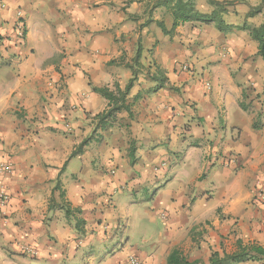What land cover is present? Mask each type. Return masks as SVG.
Returning a JSON list of instances; mask_svg holds the SVG:
<instances>
[{
  "label": "crops",
  "instance_id": "0c3cea01",
  "mask_svg": "<svg viewBox=\"0 0 264 264\" xmlns=\"http://www.w3.org/2000/svg\"><path fill=\"white\" fill-rule=\"evenodd\" d=\"M259 3L230 6L231 31L192 21L168 35L158 22L171 29L173 17L154 0H0V163H13L0 174L12 195L0 264H129V254L167 264L175 247L209 264L214 252L264 247V59L242 28L264 23L261 12L246 20ZM19 10L22 49L5 41ZM139 47L133 115L97 128L108 101L93 88H125ZM158 69L172 85L151 88ZM153 189L167 231L150 251L139 247L148 227L136 244L134 225L152 214L136 209L138 192Z\"/></svg>",
  "mask_w": 264,
  "mask_h": 264
},
{
  "label": "trees",
  "instance_id": "16d2710c",
  "mask_svg": "<svg viewBox=\"0 0 264 264\" xmlns=\"http://www.w3.org/2000/svg\"><path fill=\"white\" fill-rule=\"evenodd\" d=\"M154 2V6H164L171 13L174 20L172 28L167 29L163 21H159L158 26L165 34L172 35L179 25L192 21L215 23L216 27L220 31H231L234 25L228 23L223 16L228 13L230 6L236 5L239 1L208 0V3L212 7V10L209 12H204L198 9L196 0H154ZM250 9V13L247 15L248 17L262 11V7L260 5L252 6ZM242 28L249 30L252 38L258 42V55L264 59V23L260 26L244 24ZM141 58L142 50L139 47L133 59L134 63L132 65H128V67L132 69L133 75L126 84L125 88H121L119 83L115 84V89H111L109 87L93 88L95 92L108 101L107 108L103 112L96 115V118L98 119L97 128H102L103 130L107 129L109 124L115 120L117 114L122 110L128 111L130 116L133 115L131 103L128 102V96L134 85H136L139 80L138 77L140 75V70L138 68L142 66V62L140 61ZM152 78L156 83H158L159 80L162 82L166 76L161 69H158ZM160 87L162 86L160 85ZM135 98H137V96H135ZM88 141L89 139L84 140L79 147H84ZM134 153L135 149H132L130 157L134 158ZM61 195L64 197L63 192ZM67 214H69V209H67ZM261 258H264V247L257 244L239 245L238 250L233 253H224V255L221 256L218 252H214L209 264H221L228 260L241 262L246 260H258ZM167 264L195 263L191 262L179 247H175L167 257Z\"/></svg>",
  "mask_w": 264,
  "mask_h": 264
},
{
  "label": "rangeland",
  "instance_id": "374dc122",
  "mask_svg": "<svg viewBox=\"0 0 264 264\" xmlns=\"http://www.w3.org/2000/svg\"><path fill=\"white\" fill-rule=\"evenodd\" d=\"M206 1H208V0H206ZM237 1H241V0H237ZM196 3H197V8L200 9L201 11H204V12H209L210 11V10H208L206 8L207 7V4H206L207 2H204V0H201V1L196 0ZM258 5H260L262 7L261 13H263V17H264V0H260V3ZM250 10L246 13V20H247V18H251V17H255V16L258 17L259 16L258 15L259 13H257V14L252 15L251 17H248L247 15L250 13ZM244 24H247V23H244ZM186 62H188V61H186ZM186 62H179V63L181 65L182 64H186L189 67H191L189 65V62H188V64ZM149 78L152 79V82H153L152 85H156L154 87H151L152 89L160 87V85H172L171 83L168 82V79H166V78H164V80H162V82L159 80L158 83H156L155 80L153 81L152 76H150ZM138 79H140V75H139ZM130 158H131L130 161L134 162V158H132V157H130ZM127 190L128 189L124 190L125 191V195L126 194L128 195V193H130V190H128V191ZM154 192H155V189H153L150 193H146L145 191H139L138 192L139 194H138L137 197L139 198V202L136 204V209L139 208V209H141V211H144V212H152V214L149 217L147 222H139V220H137L138 224L134 225V229H135L134 232H135L136 237H138L136 244L141 243V238L143 237V234H141V232H142V230H145L146 227H148V231L145 230L146 234H147L146 239L148 240V242H146L144 245L139 246V247H140V249L144 248V250H150V251L153 248L152 243L154 241H158V240H160V238L164 237L165 236V231H167L166 220L161 215L162 212H165V211H163L164 209H158V210H155V211L151 209V207L153 208L154 206H153V203L151 202L150 198L152 197V194ZM134 198L135 197H133V199ZM143 224L145 226H142ZM132 228H133V225H132ZM196 237H199V235H196ZM102 246L103 247H101V249L99 250V253H102L103 250L107 249V246H105L104 244H102ZM110 250L111 249H109L108 252H110ZM132 256H136L138 258L140 257L137 254H129L127 257L130 258Z\"/></svg>",
  "mask_w": 264,
  "mask_h": 264
},
{
  "label": "built area",
  "instance_id": "2783aa9c",
  "mask_svg": "<svg viewBox=\"0 0 264 264\" xmlns=\"http://www.w3.org/2000/svg\"><path fill=\"white\" fill-rule=\"evenodd\" d=\"M27 34V26L24 18V14L21 10L17 12V18L14 23L13 33L5 38V41L10 43L12 46L18 47L22 49L25 45ZM181 71H189V66L186 64H182ZM13 171V163L11 161L8 162H1L0 163V174L8 175ZM258 199H264V193L261 192L258 194ZM12 201V195L5 186H0V210L4 211L7 209L9 204ZM22 251L29 254V255H37L38 251L31 245H22ZM129 264H141V261L138 257L132 256L129 258Z\"/></svg>",
  "mask_w": 264,
  "mask_h": 264
}]
</instances>
